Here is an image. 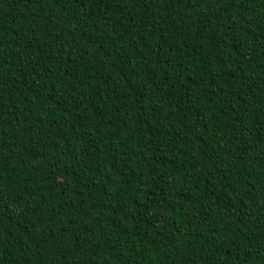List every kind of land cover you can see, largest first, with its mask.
I'll return each mask as SVG.
<instances>
[{
	"label": "trees",
	"instance_id": "16d2710c",
	"mask_svg": "<svg viewBox=\"0 0 264 264\" xmlns=\"http://www.w3.org/2000/svg\"><path fill=\"white\" fill-rule=\"evenodd\" d=\"M0 264H264V0H0Z\"/></svg>",
	"mask_w": 264,
	"mask_h": 264
}]
</instances>
